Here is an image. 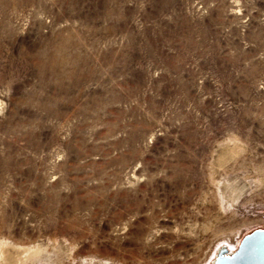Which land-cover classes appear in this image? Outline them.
I'll list each match as a JSON object with an SVG mask.
<instances>
[{"label": "rangeland", "instance_id": "1", "mask_svg": "<svg viewBox=\"0 0 264 264\" xmlns=\"http://www.w3.org/2000/svg\"><path fill=\"white\" fill-rule=\"evenodd\" d=\"M259 228L264 0H0L5 264H209Z\"/></svg>", "mask_w": 264, "mask_h": 264}, {"label": "water", "instance_id": "2", "mask_svg": "<svg viewBox=\"0 0 264 264\" xmlns=\"http://www.w3.org/2000/svg\"><path fill=\"white\" fill-rule=\"evenodd\" d=\"M227 252L225 246H220L210 264H264V228L244 235L237 250Z\"/></svg>", "mask_w": 264, "mask_h": 264}, {"label": "bare ground", "instance_id": "3", "mask_svg": "<svg viewBox=\"0 0 264 264\" xmlns=\"http://www.w3.org/2000/svg\"><path fill=\"white\" fill-rule=\"evenodd\" d=\"M3 243V242H2ZM5 243V242H4ZM3 245H5V244H3ZM223 246H225V245H223ZM220 247V246H219ZM226 247V246H225ZM237 247H238V245H237ZM237 247H235L234 246V248L233 249H229V248H227L226 247V249H227V253L228 254H231V253H233L235 250H237ZM2 248H3V246H2ZM1 248V246H0V264H5L6 263V261H5V258H4V256L5 255H3L4 253H3V249ZM38 251H40L38 248H24V250H23V257L22 258H19L18 257V259L16 260V262L14 263V264H24V260L25 259H28V258H31V257H33V256H36L37 254H38ZM5 252V251H4ZM215 255H216V251H215ZM22 256V255H21ZM215 258V256L213 257V259ZM212 259V260H213ZM211 260V261H212ZM211 263V262H210ZM209 263V264H210Z\"/></svg>", "mask_w": 264, "mask_h": 264}]
</instances>
